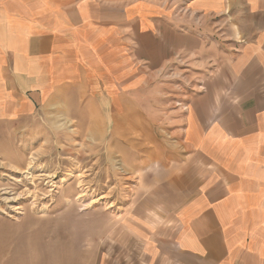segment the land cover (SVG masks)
Listing matches in <instances>:
<instances>
[{"label":"crops","instance_id":"0c3cea01","mask_svg":"<svg viewBox=\"0 0 264 264\" xmlns=\"http://www.w3.org/2000/svg\"><path fill=\"white\" fill-rule=\"evenodd\" d=\"M224 26L222 61L188 102L184 158L155 222L128 226L125 264H264V0H0V122L62 84L129 77L133 50L194 52Z\"/></svg>","mask_w":264,"mask_h":264},{"label":"rangeland","instance_id":"374dc122","mask_svg":"<svg viewBox=\"0 0 264 264\" xmlns=\"http://www.w3.org/2000/svg\"><path fill=\"white\" fill-rule=\"evenodd\" d=\"M224 29L194 52L133 50L130 79L101 71L0 122V264L131 260L128 226L157 219L159 184L184 158L188 102L222 61Z\"/></svg>","mask_w":264,"mask_h":264},{"label":"bare ground","instance_id":"6f19581e","mask_svg":"<svg viewBox=\"0 0 264 264\" xmlns=\"http://www.w3.org/2000/svg\"><path fill=\"white\" fill-rule=\"evenodd\" d=\"M150 160V159H149Z\"/></svg>","mask_w":264,"mask_h":264}]
</instances>
